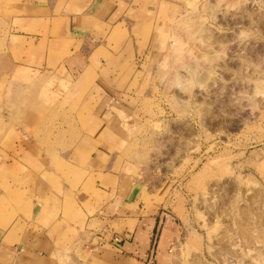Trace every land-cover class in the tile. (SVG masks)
<instances>
[{
  "label": "crops",
  "instance_id": "0c3cea01",
  "mask_svg": "<svg viewBox=\"0 0 264 264\" xmlns=\"http://www.w3.org/2000/svg\"><path fill=\"white\" fill-rule=\"evenodd\" d=\"M167 2L0 0V99L52 73L83 93L17 124L0 112V264H168L181 224L144 209L120 149L134 85L166 46Z\"/></svg>",
  "mask_w": 264,
  "mask_h": 264
},
{
  "label": "rangeland",
  "instance_id": "374dc122",
  "mask_svg": "<svg viewBox=\"0 0 264 264\" xmlns=\"http://www.w3.org/2000/svg\"><path fill=\"white\" fill-rule=\"evenodd\" d=\"M167 3L166 46L124 122L126 169L144 209L181 224L168 264H264V0ZM70 86L52 73L10 90L0 112L17 124L34 104L73 107L83 93Z\"/></svg>",
  "mask_w": 264,
  "mask_h": 264
},
{
  "label": "built area",
  "instance_id": "2783aa9c",
  "mask_svg": "<svg viewBox=\"0 0 264 264\" xmlns=\"http://www.w3.org/2000/svg\"><path fill=\"white\" fill-rule=\"evenodd\" d=\"M116 239H117V237H116Z\"/></svg>",
  "mask_w": 264,
  "mask_h": 264
}]
</instances>
